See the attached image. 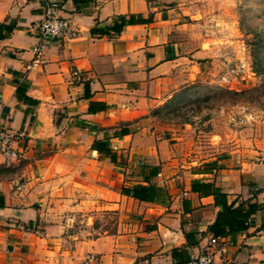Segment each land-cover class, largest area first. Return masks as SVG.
<instances>
[{
  "label": "crops",
  "instance_id": "crops-1",
  "mask_svg": "<svg viewBox=\"0 0 264 264\" xmlns=\"http://www.w3.org/2000/svg\"><path fill=\"white\" fill-rule=\"evenodd\" d=\"M206 2L0 0V25L11 28L0 31V123L26 146L17 159L0 156V166H20L17 179H0V264H82L89 255L96 264H175L173 249L211 252L213 264H264V119L230 138L212 133L215 152L198 155L192 128L154 113L217 75ZM46 7L78 33L44 42L33 66V27ZM120 16L122 30L108 31ZM39 111L47 132L31 137ZM193 181L212 182L233 208L255 203L247 227L212 235L221 202L192 191ZM151 184L164 190L157 201L123 192Z\"/></svg>",
  "mask_w": 264,
  "mask_h": 264
},
{
  "label": "rangeland",
  "instance_id": "rangeland-1",
  "mask_svg": "<svg viewBox=\"0 0 264 264\" xmlns=\"http://www.w3.org/2000/svg\"><path fill=\"white\" fill-rule=\"evenodd\" d=\"M206 1L210 7L201 9L208 17L202 27L218 36L217 75L212 82L200 80L190 86L156 113L163 122L192 128L198 155L215 152L212 141L219 138L212 133L230 138V132L255 131L264 119V0ZM19 174L18 165L0 166L1 180L17 179Z\"/></svg>",
  "mask_w": 264,
  "mask_h": 264
},
{
  "label": "trees",
  "instance_id": "trees-1",
  "mask_svg": "<svg viewBox=\"0 0 264 264\" xmlns=\"http://www.w3.org/2000/svg\"><path fill=\"white\" fill-rule=\"evenodd\" d=\"M126 18L120 16L117 21L113 22L109 27L108 31L119 33L123 26L126 24ZM6 29L7 32H10L11 28L6 25H0V31ZM95 33L96 30L92 29ZM102 31V32H108ZM4 35L0 32V38ZM26 86L24 84L18 85L16 88V94L18 97L25 98ZM168 104V103H167ZM166 103L158 108L154 109V113L160 111L166 107ZM106 155L110 159H114V153L109 149H104ZM191 190L194 192H199L201 194L213 195L215 202H221V210L217 212L214 222L209 226V231L214 236H226L228 234H233L238 230L245 229L247 227L248 219L251 214L257 210V205L255 203H247V208L244 207V203H240L237 207H232V204H227L226 195L222 193L221 190L214 186L212 182H203V181H193L191 184ZM123 192L139 200H154L157 201L161 196L164 195V190L161 187L156 185H136L132 188L123 189ZM2 197L0 196V199ZM1 204V202H0ZM227 228V229H226ZM188 241V245L195 244L194 241H191L192 233L185 234ZM178 255V260L175 264H184L189 260V254L182 250L177 251L176 249L172 250V255Z\"/></svg>",
  "mask_w": 264,
  "mask_h": 264
},
{
  "label": "built area",
  "instance_id": "built-area-1",
  "mask_svg": "<svg viewBox=\"0 0 264 264\" xmlns=\"http://www.w3.org/2000/svg\"><path fill=\"white\" fill-rule=\"evenodd\" d=\"M39 39V44L35 48L36 59L32 65L39 61L38 55L42 44L48 40H70L77 36L78 30L69 17L56 16L51 12L50 7H46L44 15L33 27ZM222 80H227L222 77ZM26 146L23 144V135L7 128L0 123V156L5 160L17 159L25 153ZM218 237H210V244H215ZM214 257L211 252L191 256L184 264H213ZM82 264H96L95 257L89 255Z\"/></svg>",
  "mask_w": 264,
  "mask_h": 264
},
{
  "label": "water",
  "instance_id": "water-1",
  "mask_svg": "<svg viewBox=\"0 0 264 264\" xmlns=\"http://www.w3.org/2000/svg\"><path fill=\"white\" fill-rule=\"evenodd\" d=\"M47 123H48V120L43 118L39 111L38 116L36 117V120L30 129V136L35 137V136H40L46 133Z\"/></svg>",
  "mask_w": 264,
  "mask_h": 264
}]
</instances>
